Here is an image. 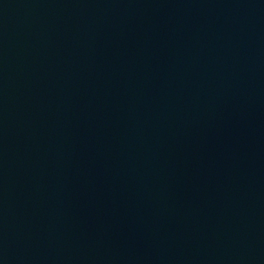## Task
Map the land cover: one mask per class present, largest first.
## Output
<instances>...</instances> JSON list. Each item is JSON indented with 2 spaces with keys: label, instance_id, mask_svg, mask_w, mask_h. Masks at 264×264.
<instances>
[{
  "label": "water",
  "instance_id": "obj_1",
  "mask_svg": "<svg viewBox=\"0 0 264 264\" xmlns=\"http://www.w3.org/2000/svg\"><path fill=\"white\" fill-rule=\"evenodd\" d=\"M0 264H264V0H0Z\"/></svg>",
  "mask_w": 264,
  "mask_h": 264
}]
</instances>
